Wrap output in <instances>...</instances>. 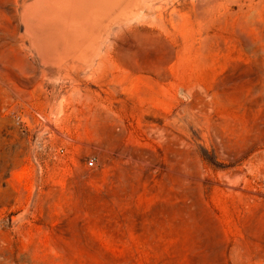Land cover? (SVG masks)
I'll use <instances>...</instances> for the list:
<instances>
[{
  "label": "rangeland",
  "instance_id": "374dc122",
  "mask_svg": "<svg viewBox=\"0 0 264 264\" xmlns=\"http://www.w3.org/2000/svg\"><path fill=\"white\" fill-rule=\"evenodd\" d=\"M32 1L0 14L38 82L0 68V264H264V0Z\"/></svg>",
  "mask_w": 264,
  "mask_h": 264
},
{
  "label": "bare ground",
  "instance_id": "6f19581e",
  "mask_svg": "<svg viewBox=\"0 0 264 264\" xmlns=\"http://www.w3.org/2000/svg\"><path fill=\"white\" fill-rule=\"evenodd\" d=\"M88 1L90 3H88ZM102 1L103 0H33L30 4L29 16L32 17L33 19H35L37 16H44V17L59 20V21H66L68 19L82 20L86 15H90L93 13H100L103 8L102 5L105 4V7H106V4H107V2L105 3ZM141 1L143 4L142 7H145L146 9L149 7V3H148L149 0H139L137 3H134L132 6L128 7L127 8L128 11L125 12V14L126 15L133 14L134 12L139 11L138 3H140ZM11 3H13L14 5H11ZM0 8H1L0 9L1 15H2V11H7L8 13H10V17L13 18L15 16L16 9H17V0H0ZM136 16L138 15H135V17ZM76 25L79 28H81V24L78 25L76 23ZM2 30H3V25H0V31ZM7 36H8L7 39H10L9 43H11L12 45L17 43L18 36L15 34V32L13 33L8 32ZM30 45L36 51L37 46H36V41L34 37L31 38ZM22 49L23 48H21V50L20 49L14 50L16 59L18 61H16L13 64L9 63V68L7 67V65L5 66L4 63L1 64V61H0V68L5 69L6 67V69L11 74L14 84L25 86L27 83H29L31 87V92L33 96L36 97L38 93L37 80H32V82L26 80L23 75V71H22L23 68H25L26 66H29L31 70L33 71V73L35 74L36 67L32 65L31 59L28 60V58L26 57Z\"/></svg>",
  "mask_w": 264,
  "mask_h": 264
},
{
  "label": "built area",
  "instance_id": "2783aa9c",
  "mask_svg": "<svg viewBox=\"0 0 264 264\" xmlns=\"http://www.w3.org/2000/svg\"><path fill=\"white\" fill-rule=\"evenodd\" d=\"M85 161H86V164L87 165H90L91 166L93 164V158H91V157L86 158Z\"/></svg>",
  "mask_w": 264,
  "mask_h": 264
}]
</instances>
